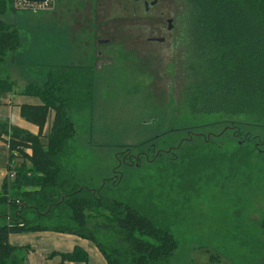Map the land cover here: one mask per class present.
I'll list each match as a JSON object with an SVG mask.
<instances>
[{"label": "rangeland", "instance_id": "1", "mask_svg": "<svg viewBox=\"0 0 264 264\" xmlns=\"http://www.w3.org/2000/svg\"><path fill=\"white\" fill-rule=\"evenodd\" d=\"M144 2L154 4L146 11ZM188 9L187 0H56L32 13L15 9L12 0L0 19L14 26L21 45L39 41L23 57L40 61L15 67V52L9 53L0 79L13 83L14 96L28 83L42 85L56 65L89 68L91 115L69 113L76 134L64 162L67 176L83 188L103 186L108 200L142 208L165 224L177 243L169 264H264V125L189 113L183 62ZM160 135L166 137L152 148ZM189 135L201 139L151 162ZM126 153L139 155L140 167L119 166ZM15 167L9 164L8 180ZM58 222L66 225L56 218L40 224Z\"/></svg>", "mask_w": 264, "mask_h": 264}, {"label": "trees", "instance_id": "2", "mask_svg": "<svg viewBox=\"0 0 264 264\" xmlns=\"http://www.w3.org/2000/svg\"><path fill=\"white\" fill-rule=\"evenodd\" d=\"M187 1L183 62L189 113L245 117L263 126L264 0ZM11 2L0 0V17ZM20 44L14 26L0 19V64ZM13 92V83L0 79V105L1 97ZM16 95L37 100V105L19 106V115L37 126L38 134L0 117V141L7 145L9 164L16 163L15 177L8 180L7 175L0 191V264H27V249L10 245L9 235L48 231L92 242L107 264H169L177 243L165 224L142 208L108 200L103 186L83 188L74 176H67L65 160L73 152L70 143L76 134L69 113L91 115V70L79 65L49 68L42 85L28 83ZM160 137L150 141L152 148ZM192 139L201 138L189 135L177 149L159 152L151 162L171 157ZM210 140L203 137L204 143ZM54 218L64 219L66 225L40 224ZM261 228L264 232V219ZM60 256L63 262L87 261L80 248Z\"/></svg>", "mask_w": 264, "mask_h": 264}, {"label": "crops", "instance_id": "3", "mask_svg": "<svg viewBox=\"0 0 264 264\" xmlns=\"http://www.w3.org/2000/svg\"><path fill=\"white\" fill-rule=\"evenodd\" d=\"M23 44V43H22ZM39 44L37 39L24 43L21 47H24L22 54L20 55V50L15 51L11 56L10 63L13 66H22L24 61L36 62L40 61L38 59H26L23 54L28 47H32ZM101 44V43H100ZM21 49V48H20ZM57 57H60V50H56ZM68 60V57L66 58ZM36 64L35 66L41 68L44 65ZM52 64V62H51ZM59 67H64L61 65H56ZM71 66V65H69ZM2 104L0 105V117L7 118L10 122L25 130L33 135L38 134L37 126L30 124L23 120L19 115V106L26 105H37V100L33 98H28L24 96H14L5 94L1 97ZM47 124L43 128L42 134L45 133L47 129ZM30 152V150H27ZM8 162V150L7 145L0 141V191L5 179H7V167ZM8 242L12 246L26 248L27 252L25 254L27 264H107L104 257L95 247V245L85 239L77 237L75 235H68L56 232H32L23 234H11L8 237ZM75 248H80L83 250L87 256L86 262H66L62 261L61 254L71 253ZM54 254V255H53ZM50 256V257H48Z\"/></svg>", "mask_w": 264, "mask_h": 264}, {"label": "built area", "instance_id": "4", "mask_svg": "<svg viewBox=\"0 0 264 264\" xmlns=\"http://www.w3.org/2000/svg\"><path fill=\"white\" fill-rule=\"evenodd\" d=\"M56 0H44L40 3H27L24 0H13V6L15 9H21L32 13L48 10L53 7ZM27 152V150H26ZM30 153V152H27Z\"/></svg>", "mask_w": 264, "mask_h": 264}, {"label": "flooded vegetation", "instance_id": "5", "mask_svg": "<svg viewBox=\"0 0 264 264\" xmlns=\"http://www.w3.org/2000/svg\"><path fill=\"white\" fill-rule=\"evenodd\" d=\"M150 3V2H149ZM148 2H144V7H145V10L147 11L149 8H150V4ZM154 3H152L153 5ZM172 19H167L166 20V24H167V30L171 29V23ZM154 39H157V40H160L159 42H163V38H154ZM105 40H99V42H104ZM158 42V41H157ZM186 140V139H185ZM189 140V139H188ZM187 141V140H186ZM151 146H153V144H150ZM134 158V159H133ZM139 158L140 156L137 155L135 157H131L130 155H128V153H126L125 155H123V157L120 159V163L118 164L119 166L120 165H124V167H138L139 166ZM110 179H113L112 177L109 178V179H106V180H110Z\"/></svg>", "mask_w": 264, "mask_h": 264}, {"label": "water", "instance_id": "6", "mask_svg": "<svg viewBox=\"0 0 264 264\" xmlns=\"http://www.w3.org/2000/svg\"><path fill=\"white\" fill-rule=\"evenodd\" d=\"M25 2H27V3H40V2H43L44 0H24ZM150 5H152V3L150 4ZM153 41H155V42H159L160 40H157V39H152Z\"/></svg>", "mask_w": 264, "mask_h": 264}]
</instances>
